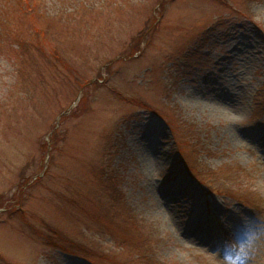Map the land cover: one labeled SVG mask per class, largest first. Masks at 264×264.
<instances>
[{
  "label": "rangeland",
  "instance_id": "374dc122",
  "mask_svg": "<svg viewBox=\"0 0 264 264\" xmlns=\"http://www.w3.org/2000/svg\"><path fill=\"white\" fill-rule=\"evenodd\" d=\"M27 1L0 0V264H215L264 218V0Z\"/></svg>",
  "mask_w": 264,
  "mask_h": 264
},
{
  "label": "clouds",
  "instance_id": "9594fccd",
  "mask_svg": "<svg viewBox=\"0 0 264 264\" xmlns=\"http://www.w3.org/2000/svg\"><path fill=\"white\" fill-rule=\"evenodd\" d=\"M261 244H264V218L242 217L241 226L216 250L215 264H249Z\"/></svg>",
  "mask_w": 264,
  "mask_h": 264
},
{
  "label": "trees",
  "instance_id": "16d2710c",
  "mask_svg": "<svg viewBox=\"0 0 264 264\" xmlns=\"http://www.w3.org/2000/svg\"><path fill=\"white\" fill-rule=\"evenodd\" d=\"M29 1V0H28ZM28 1L26 2V3H24L23 4V6H22V8L25 6V5H29L28 4ZM36 5H39L40 3H35ZM36 11V13H38L39 11H38V8L35 10ZM35 12L33 13L34 15L36 14ZM42 34H44V31L41 29V27H39V26H35V33H34V39L35 40H39L40 39V36L42 35ZM35 42H38V41H35ZM35 42H32V44L33 43H35ZM18 45H20V46H26V43H25V41H21L20 40V42L18 43ZM140 105H142L143 107H145V108H148V109H152V107L149 105V104H146V103H143V101H139L138 102ZM60 235V234H59ZM54 240H56V238L55 239H53V241Z\"/></svg>",
  "mask_w": 264,
  "mask_h": 264
}]
</instances>
